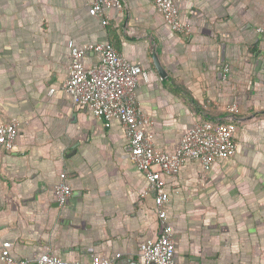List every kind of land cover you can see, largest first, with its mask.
Wrapping results in <instances>:
<instances>
[{"label":"crops","instance_id":"obj_1","mask_svg":"<svg viewBox=\"0 0 264 264\" xmlns=\"http://www.w3.org/2000/svg\"><path fill=\"white\" fill-rule=\"evenodd\" d=\"M174 3L187 35L172 32L150 0L96 15L89 0H0V124L19 122L13 148H0V251L8 241L9 253L31 264L46 250L81 264L141 263L139 244L157 236L153 193L142 195L147 182L121 123L94 118L61 88L72 40L110 43L147 70L135 99L158 149L172 152L198 119L233 120V154L207 171L186 160L164 176L174 258L264 264V34L256 32L264 0ZM99 57L88 50L82 61ZM232 103L239 111L228 116ZM61 172L71 188L64 205L53 194Z\"/></svg>","mask_w":264,"mask_h":264},{"label":"built area","instance_id":"obj_2","mask_svg":"<svg viewBox=\"0 0 264 264\" xmlns=\"http://www.w3.org/2000/svg\"><path fill=\"white\" fill-rule=\"evenodd\" d=\"M164 22L172 32L187 35L189 24L182 22L174 0H150ZM125 0H89L88 13L100 14L105 8L122 9ZM105 24L106 19L102 18ZM257 34H264V12ZM88 50L100 55L98 62L90 67L83 64V57ZM67 78L61 88L69 96L74 106L90 110L98 120L117 119L129 142V158L143 174L147 182V190L153 193L155 213L159 222V230L155 238L142 241L137 256L142 264H179L174 258L175 242L173 230L167 221L166 204L169 194L164 189V176L177 174L186 160L199 162L202 170L207 171L211 165L225 159L236 149V124L232 119L219 120L201 118L181 136L177 147L172 151H163L154 146L152 134L145 130L150 123L140 110L135 99V88L139 80L147 81L148 72L141 65L126 60L110 43H94L77 46L72 40L67 42ZM229 70L223 67V77ZM54 88H50L51 94ZM229 115L236 114L239 109L232 103L225 107ZM19 122L12 119L0 124V148L10 150L15 143ZM60 180L53 187L55 200L64 205L71 195V188L66 181V174H59ZM10 242H2L0 260L3 264H31L25 259H16L9 253ZM33 261L36 264H81L74 260H65L51 251H43ZM90 264H110L107 259L93 258Z\"/></svg>","mask_w":264,"mask_h":264},{"label":"water","instance_id":"obj_3","mask_svg":"<svg viewBox=\"0 0 264 264\" xmlns=\"http://www.w3.org/2000/svg\"><path fill=\"white\" fill-rule=\"evenodd\" d=\"M153 62H154L155 68L157 69V71L160 74V76L164 77L166 75L165 71H164L163 67H161V65H160V63H159V61L157 59V56L155 54L153 55ZM129 261H130V264H142V263H139V262H133L131 260H129ZM149 264H155V263H149Z\"/></svg>","mask_w":264,"mask_h":264},{"label":"trees","instance_id":"obj_4","mask_svg":"<svg viewBox=\"0 0 264 264\" xmlns=\"http://www.w3.org/2000/svg\"><path fill=\"white\" fill-rule=\"evenodd\" d=\"M205 118V117H204Z\"/></svg>","mask_w":264,"mask_h":264}]
</instances>
